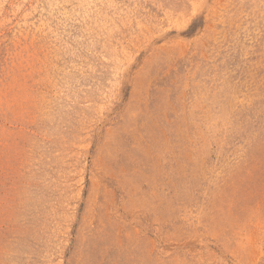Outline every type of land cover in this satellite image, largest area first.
<instances>
[{
    "label": "rangeland",
    "instance_id": "rangeland-1",
    "mask_svg": "<svg viewBox=\"0 0 264 264\" xmlns=\"http://www.w3.org/2000/svg\"><path fill=\"white\" fill-rule=\"evenodd\" d=\"M0 264H264V0H0Z\"/></svg>",
    "mask_w": 264,
    "mask_h": 264
},
{
    "label": "bare ground",
    "instance_id": "bare-ground-1",
    "mask_svg": "<svg viewBox=\"0 0 264 264\" xmlns=\"http://www.w3.org/2000/svg\"><path fill=\"white\" fill-rule=\"evenodd\" d=\"M54 154V153H53ZM32 167V166H31ZM38 172V171H37ZM33 174V173H32ZM56 208V207H55ZM57 209V208H56Z\"/></svg>",
    "mask_w": 264,
    "mask_h": 264
}]
</instances>
